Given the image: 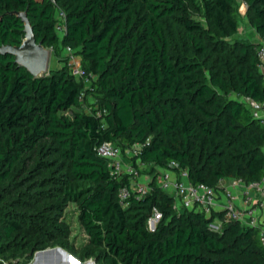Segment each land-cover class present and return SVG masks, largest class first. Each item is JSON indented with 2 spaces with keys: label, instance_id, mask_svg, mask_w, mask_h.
I'll return each instance as SVG.
<instances>
[{
  "label": "trees",
  "instance_id": "trees-1",
  "mask_svg": "<svg viewBox=\"0 0 264 264\" xmlns=\"http://www.w3.org/2000/svg\"><path fill=\"white\" fill-rule=\"evenodd\" d=\"M54 1L0 0V45L21 43L15 12L25 11L37 41L61 60L72 47L92 77L86 88L64 60L35 78L0 54V264L54 246L96 264H264L258 227L229 220L213 231L158 184L161 169L181 167L213 187L264 178V125L238 98H264V0H243L260 41L235 37L236 0ZM56 7L67 14L62 40ZM105 141L141 144L131 161L150 167L147 194L120 197L130 175L98 153ZM71 203L86 236L78 245ZM154 208L162 218L151 230Z\"/></svg>",
  "mask_w": 264,
  "mask_h": 264
},
{
  "label": "built area",
  "instance_id": "built-area-1",
  "mask_svg": "<svg viewBox=\"0 0 264 264\" xmlns=\"http://www.w3.org/2000/svg\"><path fill=\"white\" fill-rule=\"evenodd\" d=\"M53 2H55L53 0ZM55 29L61 40L67 32V14L56 7ZM258 58V68L262 75L264 84V41L256 46ZM62 60L67 61L73 75L77 78H84L86 88L89 87L92 77L84 75L80 56L70 46H65L62 50ZM64 64V63H63ZM85 88V89H86ZM84 90L80 99H83ZM249 108L253 117L260 120L264 125V98L256 99L249 95H240L238 97ZM105 111L98 109L97 114L102 115ZM141 144L136 143L122 149L119 145L111 141L101 143L97 151L107 158L109 165L114 173H127L130 175V183L120 188L121 198H128L131 195L143 196L150 191L149 181H142L140 170L147 166L138 160V168L135 167L131 158L137 154ZM130 159V160H129ZM177 166L172 163V166ZM221 179L216 187L205 183L193 184L188 177V171L185 168L178 170L173 168L161 169L158 176V184L162 189L169 192L174 197V206L176 209L187 208L197 212L204 213L210 218L209 228L216 232L222 231V225L225 221L236 220L244 225L256 226L259 228V239L264 246V219L261 211L264 208V199L256 197L252 190L264 191V178L260 181L245 182L241 178H229L228 182ZM225 198L220 201V196ZM162 218V213L154 208L152 214L147 219V226L154 230ZM2 264H24L4 261Z\"/></svg>",
  "mask_w": 264,
  "mask_h": 264
},
{
  "label": "water",
  "instance_id": "water-1",
  "mask_svg": "<svg viewBox=\"0 0 264 264\" xmlns=\"http://www.w3.org/2000/svg\"><path fill=\"white\" fill-rule=\"evenodd\" d=\"M15 14L21 18L24 23V38L21 43L16 45L2 44L0 45V54L12 55L15 62L19 66L25 67L35 78H40L47 75L52 68H50V58L52 49L45 46L42 41H37L34 34V29L29 21L25 11H17ZM54 251L67 252L61 246L47 247L45 249L37 250L33 253V258L38 260L43 254L52 253ZM70 255V254H69ZM71 256V255H70ZM73 257V256H71ZM74 261L79 264L80 260L73 257ZM89 264H96L95 260L89 259ZM15 263H18L17 261ZM27 264H32L31 262Z\"/></svg>",
  "mask_w": 264,
  "mask_h": 264
},
{
  "label": "rangeland",
  "instance_id": "rangeland-1",
  "mask_svg": "<svg viewBox=\"0 0 264 264\" xmlns=\"http://www.w3.org/2000/svg\"><path fill=\"white\" fill-rule=\"evenodd\" d=\"M236 6H237V9H238V13H239L240 25H239V31L235 35V37H239L240 39H247V40L257 41V32L251 26V24L249 23V21H248V19L246 17V14H245L246 13V9H247V5L245 4V2L243 0H236ZM52 52L53 53L51 55L50 63H49L50 68L56 69L58 67L63 66V61L60 59V57H57L55 55L53 49H52ZM88 100L90 102H94L95 101V97L92 96V95H89L88 96ZM140 173H141V177H142V175L144 177L142 181H146V180H148L150 178V176H152V174L150 173V167H147V166L146 167L143 166L140 169ZM67 218L72 224L71 240H73L76 243V245H78L80 243H83L85 241V237L86 236H85L84 231L82 230L80 224L77 221V215H76V212H75V205L73 203H71L69 205V207L67 208ZM89 259L94 260L93 258H89ZM89 259H87L86 261H88ZM7 262H9V261H7Z\"/></svg>",
  "mask_w": 264,
  "mask_h": 264
},
{
  "label": "crops",
  "instance_id": "crops-1",
  "mask_svg": "<svg viewBox=\"0 0 264 264\" xmlns=\"http://www.w3.org/2000/svg\"><path fill=\"white\" fill-rule=\"evenodd\" d=\"M260 40H261V36L257 33V41H260ZM143 178L144 177L142 175V177H140L139 179L143 180ZM150 178H151V176H150ZM148 180H146V181H148ZM225 181L228 182L229 178H225L224 182ZM252 192L254 195H256V197L264 199V191H258V190L254 189V190H252ZM224 198L225 197L223 195H221L219 199H220V201H223ZM261 214H262V218L264 219V208L262 209ZM65 250L67 252L54 251L52 253L43 254L40 259L35 260L34 258H32L30 260V262L32 264H77L73 259V257H75V258H77V257L75 255H73L69 250H67V249H65ZM69 254L73 257H71ZM79 264H89V263L86 260L85 261L80 260Z\"/></svg>",
  "mask_w": 264,
  "mask_h": 264
}]
</instances>
